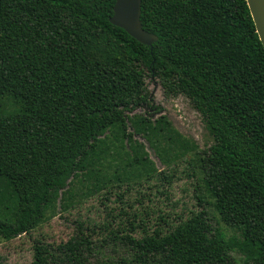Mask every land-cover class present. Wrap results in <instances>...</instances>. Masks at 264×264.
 <instances>
[{
  "label": "trees",
  "instance_id": "trees-1",
  "mask_svg": "<svg viewBox=\"0 0 264 264\" xmlns=\"http://www.w3.org/2000/svg\"><path fill=\"white\" fill-rule=\"evenodd\" d=\"M113 4L0 0V237L35 228L78 173L166 178L137 133L160 155H196L200 208L149 224L121 205L65 242H36L31 264H264V50L246 0H141L151 48L109 21ZM147 78L188 99L209 147L155 117ZM208 207L236 233L214 226Z\"/></svg>",
  "mask_w": 264,
  "mask_h": 264
},
{
  "label": "rangeland",
  "instance_id": "rangeland-1",
  "mask_svg": "<svg viewBox=\"0 0 264 264\" xmlns=\"http://www.w3.org/2000/svg\"><path fill=\"white\" fill-rule=\"evenodd\" d=\"M146 82L153 104L162 109L155 117L164 115L179 134L196 145L197 150L209 147L212 138L205 129L200 114L191 107L188 99L183 95L165 96L164 90L155 79L147 78ZM2 103L8 108L11 107V101L6 98ZM133 114L143 115L144 109L138 108L130 116ZM128 130L132 129L128 127ZM133 139L142 144V150L146 152L152 165L157 171H164L167 174L166 178L153 176L147 179V182L143 177L112 178L114 166L107 170L100 169L98 178H93L92 174L88 177L78 173L71 178L72 182L64 192L61 191L54 205L48 206L43 220L35 228L13 239L0 237L2 263L31 264L33 245L36 242L45 244L65 242L75 233L79 222L90 221L101 224L106 220L110 221L112 215L118 217L117 213L121 205L132 203V209H127L129 212L138 209L146 211L148 216L144 218L149 224H153L158 219L159 212L164 217L167 215L169 222H177L179 221L177 217L180 215L184 218L189 212H196L200 206L194 194L199 192L207 195L196 155L192 151H187L181 157L178 155L177 158L171 154L160 155L141 134L133 133ZM127 150L132 153L129 146ZM125 155L120 158L124 159ZM103 171L109 175H104L103 178ZM118 173L119 171H116L114 174ZM118 195L127 204H122L124 202H120ZM208 211L214 226H219L229 235L236 233L234 228L217 221L212 208L208 207ZM98 232L96 237L99 238L105 234L104 230Z\"/></svg>",
  "mask_w": 264,
  "mask_h": 264
},
{
  "label": "water",
  "instance_id": "water-1",
  "mask_svg": "<svg viewBox=\"0 0 264 264\" xmlns=\"http://www.w3.org/2000/svg\"><path fill=\"white\" fill-rule=\"evenodd\" d=\"M255 31L264 50V0H246ZM141 0H114L109 21L137 41L150 46L157 40V35L142 27Z\"/></svg>",
  "mask_w": 264,
  "mask_h": 264
}]
</instances>
